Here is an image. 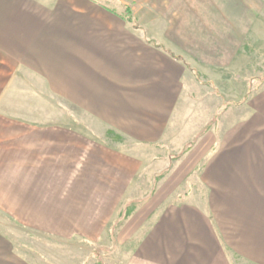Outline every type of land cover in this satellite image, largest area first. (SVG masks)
Listing matches in <instances>:
<instances>
[{
    "label": "crops",
    "instance_id": "obj_1",
    "mask_svg": "<svg viewBox=\"0 0 264 264\" xmlns=\"http://www.w3.org/2000/svg\"><path fill=\"white\" fill-rule=\"evenodd\" d=\"M110 11L89 0H0V54L27 78H40L32 94L98 120L132 149L92 140L69 125L30 127L19 160L29 198L56 215L58 235L73 231L60 241L97 244L124 199L137 196L142 155L160 145L180 152L192 144L180 158L186 165L180 182L199 170L190 189L178 202L132 211L116 228L121 251L114 264H264V87L220 114L217 100L210 108L212 95L196 93L195 68L142 27L164 48L147 43ZM98 18L112 28L130 26L131 34L120 41L118 30L99 26ZM195 150L199 157L189 161ZM61 257L56 264L86 262Z\"/></svg>",
    "mask_w": 264,
    "mask_h": 264
},
{
    "label": "rangeland",
    "instance_id": "obj_2",
    "mask_svg": "<svg viewBox=\"0 0 264 264\" xmlns=\"http://www.w3.org/2000/svg\"><path fill=\"white\" fill-rule=\"evenodd\" d=\"M40 1L54 4L57 0ZM98 2L120 14L129 9L136 24L146 30L149 38L195 68L199 76V91L196 93H201L202 98L212 95L210 108H215L217 100L220 114L232 106L239 109L249 96L264 87V0ZM78 7L76 2L75 8ZM98 20L99 26H106L110 31L116 29L112 28V22L102 18ZM130 28L125 25L124 30L116 29L120 41L131 34ZM18 66L4 62L0 54V260H6L0 264H56L57 257L61 262V256L65 258L68 255L67 258L74 263L86 257L84 264H114L121 251L113 240L114 235L116 228L126 219L120 223V216L126 210L128 216L136 209L146 213L157 206L180 201L199 170L187 182H180L186 174L185 161L178 156L181 151H170L162 145L149 149L142 155L144 166L134 182L139 186L137 196L124 199L123 209H118V219L108 226L103 239L97 244L80 240L60 241L63 237H73V231L63 230L64 235H58L57 228L52 227L56 226L52 221L56 215L37 209L33 198H29L33 194L29 183L19 181V172L26 169L19 164L21 149L25 146L22 136L26 130L34 126L69 125L84 131V135L92 140L113 146L122 144L125 152L132 149L128 138L102 129L98 120L67 103L60 105L51 100H39L43 97L49 99L48 96L32 94L41 87L40 78V83L35 78H27L24 76L26 72L20 71ZM207 83L208 86L204 85ZM27 98L33 100H25ZM244 98L246 100L242 102ZM67 113L71 117L67 118ZM196 153L195 150L189 161L199 157L198 154L195 156ZM27 164H34V161H27ZM171 168L174 171L168 177ZM153 189L155 197H152ZM123 249L128 250V247L123 246ZM235 264L244 263L237 260Z\"/></svg>",
    "mask_w": 264,
    "mask_h": 264
},
{
    "label": "trees",
    "instance_id": "obj_3",
    "mask_svg": "<svg viewBox=\"0 0 264 264\" xmlns=\"http://www.w3.org/2000/svg\"><path fill=\"white\" fill-rule=\"evenodd\" d=\"M89 1L92 2V3H98V0H89ZM106 10H107V9H106ZM110 12H111V13H115V12H113V11H110ZM118 16L120 17V19H122V20H124V21L130 23V24L132 25V28H133L134 30L141 32V33L143 34L144 38L146 39L147 43L152 44V45H154V46L157 47V48H164L162 45H160V44L157 43L156 41H154V40H149V39H147V38L145 37V31H144V29L136 24V22L134 21L133 17L131 16V12H130L129 9H125L124 14H119ZM245 100H246V98H244V100H243L242 102H244ZM242 102H241V103H242ZM191 145H192V144H191ZM191 145H190V146H191ZM190 146H188V147H186L184 150H182V151L179 153L178 156H181L184 152H186V150L189 149ZM127 207H128V206H127ZM126 211H127V210H126ZM126 211H125V213L122 215V217L120 216V219H119V220H120V221H119L120 223H121V221H123V220L127 217V212H126ZM119 222H118V223H119ZM117 225H118V224H117Z\"/></svg>",
    "mask_w": 264,
    "mask_h": 264
}]
</instances>
